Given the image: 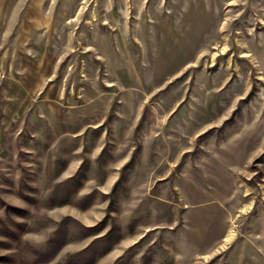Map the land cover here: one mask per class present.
<instances>
[{"label":"rangeland","instance_id":"obj_1","mask_svg":"<svg viewBox=\"0 0 264 264\" xmlns=\"http://www.w3.org/2000/svg\"><path fill=\"white\" fill-rule=\"evenodd\" d=\"M173 219L223 235L188 264H264V0H0V264H133Z\"/></svg>","mask_w":264,"mask_h":264},{"label":"crops","instance_id":"obj_2","mask_svg":"<svg viewBox=\"0 0 264 264\" xmlns=\"http://www.w3.org/2000/svg\"><path fill=\"white\" fill-rule=\"evenodd\" d=\"M148 207L146 206V209ZM188 207H190V205L188 206L187 204L186 206L185 203L183 209L187 210ZM199 207H203L202 209L206 208V210H201L200 212L196 210L194 213L196 215L195 217L198 218L197 215L200 213L205 221L215 222L220 229L224 219L222 206L214 201H210L196 205L194 208ZM205 211L207 214H205ZM148 212L149 208L146 215H148ZM153 215L154 218L152 221H150L149 217L146 218L142 216L140 222L132 224V232H129V235L126 237V243H128L127 245H129V247L141 241H145L147 245L151 246L157 241L155 236L164 232L161 228H158L160 224L154 223V220L157 221V218H161L160 214L158 212H153ZM195 226H198V223ZM168 227L170 229L166 232L167 238L165 237L161 241L158 240L157 247H155L156 250L151 253V256L147 257V259H134L132 261L133 264H188V259L206 257L209 252L215 249L214 246L217 238L223 236L220 231L215 232L209 230L203 233L196 230V228L192 229V227L189 231L183 230L176 225L175 219H173L172 224ZM152 233L156 235L154 234L150 237L149 235Z\"/></svg>","mask_w":264,"mask_h":264},{"label":"bare ground","instance_id":"obj_3","mask_svg":"<svg viewBox=\"0 0 264 264\" xmlns=\"http://www.w3.org/2000/svg\"><path fill=\"white\" fill-rule=\"evenodd\" d=\"M246 54L245 53H241L240 56H245ZM250 208V205H243L241 211L242 212H246L248 211V209ZM237 235V232L236 230L234 229V225H231L229 227V230H228V235L226 236V238L224 239V242L225 243H228V242H231L232 240H234V238L236 237Z\"/></svg>","mask_w":264,"mask_h":264}]
</instances>
